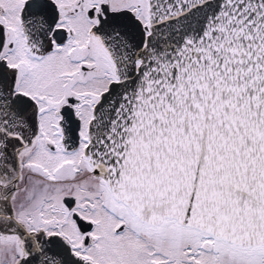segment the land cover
<instances>
[{"label": "snow or ice", "instance_id": "obj_1", "mask_svg": "<svg viewBox=\"0 0 264 264\" xmlns=\"http://www.w3.org/2000/svg\"><path fill=\"white\" fill-rule=\"evenodd\" d=\"M0 264H264V0H0Z\"/></svg>", "mask_w": 264, "mask_h": 264}]
</instances>
